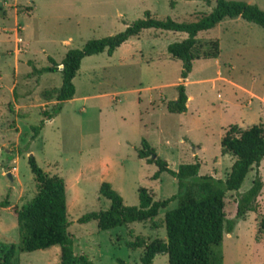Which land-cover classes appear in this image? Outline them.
<instances>
[{"label":"rangeland","instance_id":"1","mask_svg":"<svg viewBox=\"0 0 264 264\" xmlns=\"http://www.w3.org/2000/svg\"><path fill=\"white\" fill-rule=\"evenodd\" d=\"M216 0H0V244H17L13 209L35 194L26 159L65 186L67 236L74 255L91 264H137L141 250L125 243L139 237L148 243L164 241V212L151 222L132 223L98 231L95 222L78 224L89 212L107 209L98 194L103 182L121 197L124 206L137 205V188L154 200L176 192V182L136 157L141 140L175 171L178 165L199 164L198 175L223 180L233 158L221 155L219 143L230 129L264 126V32L240 18L226 19L200 33V43L216 40L215 60H196L186 79L179 78L181 63L171 59L166 46L185 38L182 33L153 29L129 38L113 51L85 57L71 83L72 98L49 120L60 75L31 74L58 64L71 49L91 39L122 32L145 12L152 18L169 17L192 22L208 14ZM238 1L264 12V0ZM32 65V67H31ZM182 85L185 112L171 114L167 101ZM45 115V116H44ZM42 127L36 136L32 129ZM262 182L256 209L238 220L221 241L222 264H264V158L252 166L236 192L224 196L225 219H233L237 194L244 193L255 174ZM11 264H59V248L17 253ZM151 264H167L163 254Z\"/></svg>","mask_w":264,"mask_h":264},{"label":"trees","instance_id":"2","mask_svg":"<svg viewBox=\"0 0 264 264\" xmlns=\"http://www.w3.org/2000/svg\"><path fill=\"white\" fill-rule=\"evenodd\" d=\"M254 24L264 32V12L256 6L238 1L216 0L208 14H200L192 22H176L169 17L155 19L148 12L141 19L133 21L122 32L100 39L86 41L80 49L68 50L56 64L47 58L49 66L31 74L58 72L61 79L59 89L54 92V105L46 120L60 112L62 103L70 100L74 94L71 83L83 58L104 53L110 56L115 49L129 38L142 31L153 29L163 32L182 33L185 38L166 46L167 55L181 63L179 78L184 80L191 70V63L196 60H215L219 49L216 40L200 43L197 36L215 28L226 19H236ZM177 95L173 101H167L165 109L171 114L185 112L187 102L182 85L176 87ZM42 121L32 129L36 136L42 127ZM221 155H229L233 162L226 177L215 179L212 176L198 175V162L178 165L175 171L160 160L145 140H141L136 150V157L146 164L156 166L151 176L156 180L165 173L176 182L174 195L164 200H154L144 187L137 188V205L127 207L121 197L108 183H101L98 194L109 202L107 209L89 212L77 219L78 224L95 222L96 229L104 232L132 223L151 222L158 212L171 202L175 206L164 212L162 224L165 240L154 239L148 243L136 237L125 246L131 251L140 249L137 264H151L154 256L163 254L167 264H222L221 241L223 234L232 232L238 220L256 209L262 182L255 174L250 187L242 194H237L235 214L227 220L224 215V196L227 192H236L251 167H257L264 158V126L260 123L243 130L232 128L224 134L219 143ZM36 191L33 197L13 209L15 216L17 244H0V264H11L17 253H30L45 250L53 246L59 248V264H91L84 255H74L71 241L67 236L65 186L62 178L49 176L37 167L32 156L27 157ZM6 203H0L5 207ZM264 231V219H261L258 232ZM117 264H123L116 260Z\"/></svg>","mask_w":264,"mask_h":264},{"label":"crops","instance_id":"3","mask_svg":"<svg viewBox=\"0 0 264 264\" xmlns=\"http://www.w3.org/2000/svg\"><path fill=\"white\" fill-rule=\"evenodd\" d=\"M186 99H187V97H186Z\"/></svg>","mask_w":264,"mask_h":264}]
</instances>
